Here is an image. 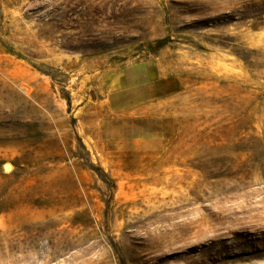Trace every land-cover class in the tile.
I'll return each mask as SVG.
<instances>
[{"label":"rangeland","instance_id":"rangeland-1","mask_svg":"<svg viewBox=\"0 0 264 264\" xmlns=\"http://www.w3.org/2000/svg\"><path fill=\"white\" fill-rule=\"evenodd\" d=\"M0 264H264V0H0Z\"/></svg>","mask_w":264,"mask_h":264}]
</instances>
